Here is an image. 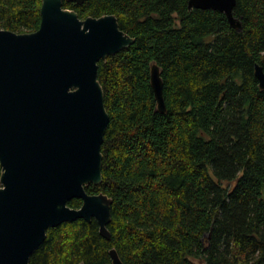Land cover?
I'll return each instance as SVG.
<instances>
[{
	"label": "trees",
	"instance_id": "1",
	"mask_svg": "<svg viewBox=\"0 0 264 264\" xmlns=\"http://www.w3.org/2000/svg\"><path fill=\"white\" fill-rule=\"evenodd\" d=\"M42 0H0V28L39 27ZM114 14L134 43L98 61L109 115L102 181L110 239L96 219L49 227L29 264H264V0L223 12L188 0L63 1ZM156 64L166 110L150 83ZM1 170V168H0ZM68 205L79 207L72 198Z\"/></svg>",
	"mask_w": 264,
	"mask_h": 264
},
{
	"label": "water",
	"instance_id": "2",
	"mask_svg": "<svg viewBox=\"0 0 264 264\" xmlns=\"http://www.w3.org/2000/svg\"><path fill=\"white\" fill-rule=\"evenodd\" d=\"M63 1H41L34 31L0 28V264H29L49 227L78 219H96L99 233L111 237V197L85 190L102 181L101 144L109 121L97 68L135 39L114 14L80 18ZM235 3L188 0V8L218 10L239 27ZM255 76L264 88L259 64ZM150 83L157 110L164 112L156 64ZM72 198L81 205L70 207ZM109 254L111 264H126L114 247Z\"/></svg>",
	"mask_w": 264,
	"mask_h": 264
}]
</instances>
